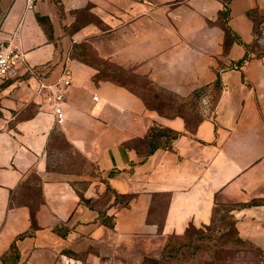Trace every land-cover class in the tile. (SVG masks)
<instances>
[{
	"label": "crops",
	"instance_id": "1",
	"mask_svg": "<svg viewBox=\"0 0 264 264\" xmlns=\"http://www.w3.org/2000/svg\"><path fill=\"white\" fill-rule=\"evenodd\" d=\"M223 9V0L15 1L0 47H18L25 62L0 79V264H143L170 238L210 227L217 206L258 201L232 212L245 246L199 264H264V53L232 68L264 40V20L248 16L264 18V0H231L237 40L227 52ZM66 69L58 126L38 90ZM129 73L180 99L215 91L214 112L189 132L149 110L122 82ZM36 191L37 229L18 239L31 232L25 202Z\"/></svg>",
	"mask_w": 264,
	"mask_h": 264
},
{
	"label": "rangeland",
	"instance_id": "2",
	"mask_svg": "<svg viewBox=\"0 0 264 264\" xmlns=\"http://www.w3.org/2000/svg\"><path fill=\"white\" fill-rule=\"evenodd\" d=\"M15 1L16 0H0V28L7 12ZM255 17H257L258 21L263 22L264 20L263 16H260L258 13L255 14ZM260 38L263 39L262 33L258 34V38L253 47V54L255 55H262L264 53V40ZM122 82L127 84L128 88L134 92L138 98L145 101L147 106L156 109L158 113L168 118L180 115L184 116L192 127L203 118L210 116L214 112L218 101V94L209 89H200L198 94L195 93L188 99H180L177 96L152 87L151 82L147 78L138 77L131 73H129L127 77H124ZM140 144V141H133L131 143V145L135 147ZM58 148L63 152L64 156L70 155L65 145L64 147L60 145ZM74 163L80 166V168L88 171V165L83 157H76ZM221 207L224 210L221 215L223 220L219 218L218 222L212 225L208 230L196 229L193 227L194 229H192L190 233L192 235V240H188V238L186 240H181L179 238L169 239L165 249L171 245L175 250L172 255L167 254L168 256L164 259L160 258L159 261H165L163 262L164 264H199L204 261L214 262V260L218 258L222 260L225 259L223 261L232 259L237 251L243 248L245 244L239 243L238 240H236L234 221L230 218L231 216L228 213L233 206L222 205ZM159 257L160 255L156 258ZM145 258L152 259V255Z\"/></svg>",
	"mask_w": 264,
	"mask_h": 264
},
{
	"label": "trees",
	"instance_id": "3",
	"mask_svg": "<svg viewBox=\"0 0 264 264\" xmlns=\"http://www.w3.org/2000/svg\"><path fill=\"white\" fill-rule=\"evenodd\" d=\"M54 1V3L57 5L58 4V0H53ZM230 4H231V0H223V5H224V9L222 10V12H221V21H222V24L224 25V27H225V30H226V44H225V48H226V52H227V50H228V48L233 44V42H235L237 39H235L234 37H232V33H231V30H230V28H229V26H228V17H229V14H230ZM255 14H257V12L256 11H253V12H250V13H248V16H249V18H251L253 21H254V24H256L257 25V22H258V19H257V17H255ZM40 21H42L41 20V18H40ZM239 41V40H238ZM255 43H256V40L254 41V43L252 44V45H250V46H246V50H247V52H246V55L244 56V58L242 59V60H240V61H238V62H236L234 65H232V68H234V67H236L237 69H240V67H242L246 62H248L249 60H251L252 59V55H251V53L253 54V47H254V45H255ZM260 55H255L254 54V57H259ZM144 102V104L146 105V107L149 109V110H153V111H156L157 112V110L156 109H152L151 107H149V106H147V104H146V102L145 101H143ZM161 116H164L163 114H161V113H159ZM164 117H166V116H164ZM175 117H180V118H182L183 120H184V122H185V124H186V129L189 131V132H194V130L196 129V127L198 126V124L202 121V120H200L194 127H192L190 124H189V122L187 121V119L184 117V116H173L172 118H175ZM168 118V117H167ZM169 118H171V117H169ZM153 128L150 130V134L148 135V137H150V138H148V143H149V145H150V147H151V149H150V151H149V153H152L153 151H154V149L156 148V146L155 145H153V140L151 139V137H153L154 135H153ZM164 132H166V131H159V135H161V133H164ZM162 136V135H161ZM131 145V144H130ZM77 158H81V156H77ZM32 180L34 181V182H38V178L36 177V176H33L32 177ZM34 197H35V199H34V201L33 202H29V201H26L25 203L27 204V206L29 207V209H30V216H31V223H32V226H31V232H29V233H26V234H24V235H22V236H20V237H18V239L19 238H23V237H26V236H29V235H31L32 233H33V231H35L36 229H37V225H36V220H35V216H36V213H37V211H38V209H39V207H40V204H42V202H43V200L40 198V199H38V194H37V191L35 192V194H34ZM19 204V203H18ZM17 203H15L13 200H11V204H10V206H14V205H18ZM260 204H262V202H253V203H250V204H248V205H238V206H233L229 211H228V213L230 214V218H232L233 219V221H234V230H235V234H236V240H238V242L239 243H242V244H244L243 243V241H241V240H239V237H238V235H237V232H236V229H235V218H233L234 216H233V214H232V212L233 211H235V210H240V209H244V208H246V207H251V206H256V205H260ZM222 212H224V210L222 209V207L221 206H217L216 207V210H215V214H214V220H213V223H212V225H214L215 223H217L218 222V220H219V218L220 219H222L221 218V215H222ZM226 215V214H225ZM223 220V219H222ZM211 225V226H212ZM210 226V227H211ZM210 227H208V228H206L207 230L210 228ZM192 229H194L193 227H190L187 231H186V233H185V235L184 236H182V237H178L179 239H181V240H186L187 238H188V240H192V235L190 234L191 233V231H192ZM198 233V232H197ZM200 233V232H199ZM206 236V235H205ZM204 236V237H205ZM177 237H172V238H170L171 240L172 239H176ZM177 238V239H178ZM175 249L171 246V245H169L161 254H160V257L159 258H156V257H152V259L151 258H144L143 259V264H164L163 262H165V261H159V259L161 258V259H164L166 256H168V255H172V253H173V251H174ZM10 254H12L15 258H17L18 257V251H17V249H16V245H15V243L12 245V248H11V252H10ZM168 254V255H167ZM8 258L7 257H5V258H3V264H9V262H8V260H7ZM220 260H222V259H220V258H218V259H216V260H214V261H220ZM223 260H225V259H223ZM222 260V261H223ZM165 264H167V263H165Z\"/></svg>",
	"mask_w": 264,
	"mask_h": 264
},
{
	"label": "built area",
	"instance_id": "4",
	"mask_svg": "<svg viewBox=\"0 0 264 264\" xmlns=\"http://www.w3.org/2000/svg\"><path fill=\"white\" fill-rule=\"evenodd\" d=\"M27 6L32 8L33 0H26ZM25 62L24 53L18 48L8 45L0 47V79H5L20 64ZM71 84L70 69H66L61 81L53 86L41 85L38 95L43 102L50 106L56 119V125L60 126L64 123V112L61 103L65 98V90ZM94 102L98 101V97L93 98Z\"/></svg>",
	"mask_w": 264,
	"mask_h": 264
}]
</instances>
